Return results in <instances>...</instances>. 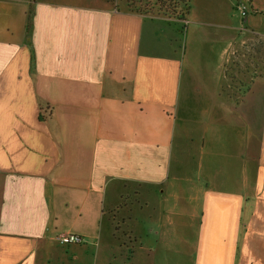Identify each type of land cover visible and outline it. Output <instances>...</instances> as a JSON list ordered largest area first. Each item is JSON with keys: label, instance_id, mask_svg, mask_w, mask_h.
Masks as SVG:
<instances>
[{"label": "crops", "instance_id": "0c3cea01", "mask_svg": "<svg viewBox=\"0 0 264 264\" xmlns=\"http://www.w3.org/2000/svg\"><path fill=\"white\" fill-rule=\"evenodd\" d=\"M0 264H264V0H0Z\"/></svg>", "mask_w": 264, "mask_h": 264}, {"label": "trees", "instance_id": "16d2710c", "mask_svg": "<svg viewBox=\"0 0 264 264\" xmlns=\"http://www.w3.org/2000/svg\"><path fill=\"white\" fill-rule=\"evenodd\" d=\"M124 2L127 10L139 14H158L171 18L185 17L191 7V0H118Z\"/></svg>", "mask_w": 264, "mask_h": 264}, {"label": "built area", "instance_id": "2783aa9c", "mask_svg": "<svg viewBox=\"0 0 264 264\" xmlns=\"http://www.w3.org/2000/svg\"><path fill=\"white\" fill-rule=\"evenodd\" d=\"M58 240L64 244L70 243H81L83 241V237L79 234L69 233V234H61L58 235Z\"/></svg>", "mask_w": 264, "mask_h": 264}, {"label": "rangeland", "instance_id": "374dc122", "mask_svg": "<svg viewBox=\"0 0 264 264\" xmlns=\"http://www.w3.org/2000/svg\"><path fill=\"white\" fill-rule=\"evenodd\" d=\"M113 1V4H114V6H115V8H119V6H120V4L121 5H125V3L124 2H120V1H118V0H112ZM126 6V5H125ZM155 15V14H154ZM156 15H158V14H156Z\"/></svg>", "mask_w": 264, "mask_h": 264}]
</instances>
